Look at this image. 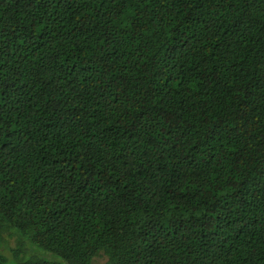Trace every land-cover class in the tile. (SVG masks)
I'll return each mask as SVG.
<instances>
[{"label":"trees","instance_id":"16d2710c","mask_svg":"<svg viewBox=\"0 0 264 264\" xmlns=\"http://www.w3.org/2000/svg\"><path fill=\"white\" fill-rule=\"evenodd\" d=\"M264 264V0H0V264Z\"/></svg>","mask_w":264,"mask_h":264},{"label":"rangeland","instance_id":"374dc122","mask_svg":"<svg viewBox=\"0 0 264 264\" xmlns=\"http://www.w3.org/2000/svg\"><path fill=\"white\" fill-rule=\"evenodd\" d=\"M105 259L103 257H99L98 259H96L95 264H104Z\"/></svg>","mask_w":264,"mask_h":264},{"label":"snow or ice","instance_id":"6c2138e0","mask_svg":"<svg viewBox=\"0 0 264 264\" xmlns=\"http://www.w3.org/2000/svg\"><path fill=\"white\" fill-rule=\"evenodd\" d=\"M70 264H71V262H70Z\"/></svg>","mask_w":264,"mask_h":264}]
</instances>
